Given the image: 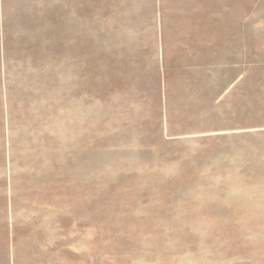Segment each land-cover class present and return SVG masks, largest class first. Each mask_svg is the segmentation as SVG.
<instances>
[{"label":"rangeland","instance_id":"1","mask_svg":"<svg viewBox=\"0 0 264 264\" xmlns=\"http://www.w3.org/2000/svg\"><path fill=\"white\" fill-rule=\"evenodd\" d=\"M0 264H264V0H0Z\"/></svg>","mask_w":264,"mask_h":264}]
</instances>
